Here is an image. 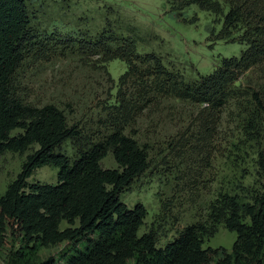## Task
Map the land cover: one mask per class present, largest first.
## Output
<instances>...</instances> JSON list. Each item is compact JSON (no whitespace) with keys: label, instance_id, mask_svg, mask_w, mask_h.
I'll return each instance as SVG.
<instances>
[{"label":"trees","instance_id":"16d2710c","mask_svg":"<svg viewBox=\"0 0 264 264\" xmlns=\"http://www.w3.org/2000/svg\"><path fill=\"white\" fill-rule=\"evenodd\" d=\"M169 1L180 12L195 3L223 16L217 36L247 46L240 55L221 57L212 71L185 81L156 52H140L134 36H119L111 27L94 38L72 32L45 36L34 25L28 0H0V156L7 150L24 153L37 144L0 194V264H264V92L252 89L245 94L236 83L253 66L264 70V0ZM51 52L98 55L103 62L121 58L128 69L120 78L136 74L146 79L148 88L133 100L125 90L117 94L107 129L88 136L78 124H70L56 103L27 100L18 82L28 59ZM158 93L199 105L195 122L204 149L223 111L237 109L243 115L244 142L257 144L262 177L250 199L222 193L206 220L186 224L164 245H158L154 227L139 232L146 205L138 201L129 206L121 196L150 166L148 145L127 129ZM246 95L250 103L241 99ZM16 128L21 130L13 133ZM70 138L75 156L60 149ZM108 151L117 166L102 164ZM46 164L58 167L56 182L28 180ZM219 222L236 231L231 250L205 245ZM63 242L72 250L41 257L43 247Z\"/></svg>","mask_w":264,"mask_h":264},{"label":"rangeland","instance_id":"374dc122","mask_svg":"<svg viewBox=\"0 0 264 264\" xmlns=\"http://www.w3.org/2000/svg\"><path fill=\"white\" fill-rule=\"evenodd\" d=\"M28 3L34 25L42 35L56 32L64 36L72 32L94 38L111 27L119 36H134L140 52L159 54L164 65L181 72L185 81L212 71L221 57L240 55L247 46L239 40L218 37L223 16L195 3L181 12L169 0H28ZM127 69V62L121 58L103 62L98 55L51 52L42 58L28 59L17 79L27 100L39 105L56 103L66 111L70 124H78L88 136L96 137L107 129L110 104L117 102V94L125 90L133 100L139 97L141 89L148 88L146 79L136 74L120 78ZM236 83L245 94L252 89L264 92L263 66L247 69ZM153 97L127 129L148 145L150 166L121 196L129 206L138 201L146 205L148 213L139 232L154 227L158 245H164L186 224L206 220L212 202L222 193L250 199L261 186L262 177L257 164V144L244 142L243 115L237 109L223 111L211 144L204 149L198 142L200 128L195 122L199 105L161 93ZM241 99L250 103V96ZM20 130L16 128L13 133ZM36 146L24 153L7 150L0 156V194L21 170L27 153ZM60 149L71 156L76 154L71 138ZM102 164L117 166L112 151L102 158ZM57 175L58 167L46 164L37 167L28 180L56 182ZM235 238L236 231L219 222L205 245H223L231 250ZM72 247L66 242L50 245L43 247L40 255L43 258L58 255ZM1 255L4 258L6 252Z\"/></svg>","mask_w":264,"mask_h":264}]
</instances>
